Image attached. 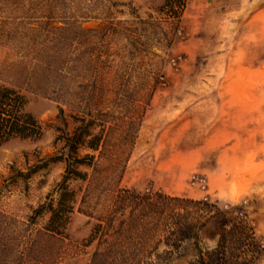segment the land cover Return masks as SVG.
<instances>
[{
	"label": "rangeland",
	"instance_id": "1",
	"mask_svg": "<svg viewBox=\"0 0 264 264\" xmlns=\"http://www.w3.org/2000/svg\"><path fill=\"white\" fill-rule=\"evenodd\" d=\"M5 88L38 132L0 140V264H88L101 232L142 216L123 190L212 204L138 218L136 259L194 260L223 214L227 263L264 264V0H0ZM177 212L186 239L166 222Z\"/></svg>",
	"mask_w": 264,
	"mask_h": 264
},
{
	"label": "trees",
	"instance_id": "2",
	"mask_svg": "<svg viewBox=\"0 0 264 264\" xmlns=\"http://www.w3.org/2000/svg\"><path fill=\"white\" fill-rule=\"evenodd\" d=\"M20 95L15 91L9 88L2 89L0 91V105L3 106L4 103L9 104L15 111H12L11 116L0 117V140L6 137H9L13 134H18L21 136H29L36 131L35 121L31 117L22 118L21 114L18 113V107L20 104ZM84 132H75L72 137L74 138L75 143L72 145V149H76V143L81 141V137ZM92 148H95L94 144L89 145ZM76 171V170H74ZM78 173V172H74ZM65 176L59 182V186L62 188L57 197V206L53 207L52 204L48 207L49 217L47 225L45 227L46 232H50L52 236L60 232V227L64 221V215L70 209V205L66 204L72 197V191L67 190L65 185ZM125 198L129 199L132 203L143 205L142 216H132L130 217V222L124 223L121 222L118 227L114 229L113 238L111 240H106V236L101 232L98 236L99 244L93 251L91 260L88 264H153L151 261L143 262L142 259H136L133 255V251L140 248L142 245L141 240L129 236V232L137 224L138 218H143L150 213H153L154 216L157 215V218L160 220L163 217L162 213L164 210L172 204L171 202H188L192 204H200L205 207H210L212 204L207 200H192V199H180L178 197H169L166 195L158 194L156 198L150 199L146 196L137 195L134 192L129 190H123V194L119 196L120 201H124ZM149 212V213H148ZM217 213L222 214V210L217 208ZM170 216V217H169ZM165 217L166 222H176L175 226L172 228V234L178 237L179 240L186 239L191 236V230L188 224L185 226L182 222H188L187 216L184 213H175ZM226 217L222 214L220 222V232L217 245L205 252H200L194 260L188 261L185 264H235L236 262L227 263V260L222 256L223 254V243L225 242V222ZM100 226V225H98ZM235 228V227H234ZM106 240L104 247H99L100 242Z\"/></svg>",
	"mask_w": 264,
	"mask_h": 264
}]
</instances>
